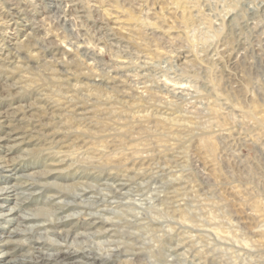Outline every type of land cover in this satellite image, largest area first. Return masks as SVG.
Segmentation results:
<instances>
[{
    "label": "rangeland",
    "instance_id": "374dc122",
    "mask_svg": "<svg viewBox=\"0 0 264 264\" xmlns=\"http://www.w3.org/2000/svg\"><path fill=\"white\" fill-rule=\"evenodd\" d=\"M52 3L0 0V156L129 168L107 264H264V0Z\"/></svg>",
    "mask_w": 264,
    "mask_h": 264
},
{
    "label": "bare ground",
    "instance_id": "6f19581e",
    "mask_svg": "<svg viewBox=\"0 0 264 264\" xmlns=\"http://www.w3.org/2000/svg\"><path fill=\"white\" fill-rule=\"evenodd\" d=\"M2 109L0 104V119H7L9 114ZM5 155L0 156V168L9 175L0 177V225L7 228L4 233L0 227V264H107L118 256L120 247L111 237L120 232L119 223L129 208V202H122L129 198V168L116 178L108 175L102 183L88 176L70 182L72 162L65 170L44 165L39 172L25 173L7 163ZM36 191L43 201L26 198ZM11 194L16 198L9 200ZM13 243L25 252L11 253Z\"/></svg>",
    "mask_w": 264,
    "mask_h": 264
}]
</instances>
